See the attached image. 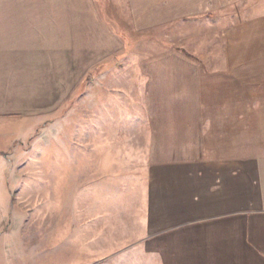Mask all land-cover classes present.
Instances as JSON below:
<instances>
[{
    "label": "crops",
    "instance_id": "crops-1",
    "mask_svg": "<svg viewBox=\"0 0 264 264\" xmlns=\"http://www.w3.org/2000/svg\"><path fill=\"white\" fill-rule=\"evenodd\" d=\"M187 5L0 0V138L7 139L8 126L31 122V129H45L43 116L53 111L54 178L59 183L67 163L78 180L67 241L59 214L54 224L52 264H264V12L260 27L246 34L243 62L144 65L139 77L151 101L145 124L118 122L129 113L108 96H123L99 90L129 78L118 72L108 80V56L134 45L117 17L124 15L135 32L148 31L185 20ZM95 64L99 76L90 84L98 92L92 86L73 93ZM223 89L243 90L248 99L240 129L237 110L220 106L236 98H220ZM68 99L83 107L62 113ZM9 146L0 144V156H9ZM8 236L0 235L6 247ZM41 241L33 236V244Z\"/></svg>",
    "mask_w": 264,
    "mask_h": 264
},
{
    "label": "rangeland",
    "instance_id": "rangeland-1",
    "mask_svg": "<svg viewBox=\"0 0 264 264\" xmlns=\"http://www.w3.org/2000/svg\"><path fill=\"white\" fill-rule=\"evenodd\" d=\"M263 1L188 0L189 9L186 10L188 18L183 17L182 19L185 20L174 21L170 27H158L142 32H135L124 15L117 17L122 33L126 38L128 36L134 40V45L130 48L131 44L128 43L125 49L108 56L106 59L110 71L108 80L118 79L122 74L129 78H126L124 84L109 83L107 88L103 85L99 90L123 96L124 99L121 100L108 96L109 103L113 101L119 109L126 110V114L129 113L118 117V122L125 123L133 119L135 122L138 119L141 124L147 122L146 113L150 110L151 101L147 93L148 85L139 75L142 76L143 71L148 70V67L143 69V66L151 61L201 59L205 62L224 60L243 62L247 57L246 34L260 27V15L264 12ZM112 7L111 4H105L109 12ZM121 10L120 8L119 11ZM176 15L181 14L176 13ZM214 69L224 70V67L209 68V70ZM236 70L238 72L243 69ZM97 74H99V64H95L91 70L87 69L83 73L73 93L89 91L92 86L93 91L98 92L96 82L90 84L93 77L99 76ZM241 91L243 90L238 89L236 93H230L223 89L220 98L230 94L236 98L216 101L225 109L237 110L238 129L243 126V109L248 102V99L244 98L245 93ZM255 101L257 102L254 100V103ZM196 103L199 108L203 107L199 102ZM73 106L83 107V102L68 99L61 112L67 113ZM52 112L48 111L43 116L45 129L36 127L31 129V122L8 126L5 131L7 139L0 138L2 140L0 144L7 146L9 142L11 144L9 148L7 147L9 156L7 158L0 156V175H2L0 235L9 231V236L5 240L7 247L0 238V263L52 264V235L58 214L62 226L64 225L62 236L66 241L71 230L70 223L75 219V190L78 180L70 174V164L66 163L61 167L59 183L54 178L57 173L54 172L52 120L55 114ZM221 118L224 126L228 117L222 115ZM36 131H39L38 137L34 136L32 139ZM16 139L19 141L16 142ZM58 205L60 210H57ZM33 236L40 237L42 241L37 245L33 244ZM64 263L66 262L61 260V264Z\"/></svg>",
    "mask_w": 264,
    "mask_h": 264
}]
</instances>
